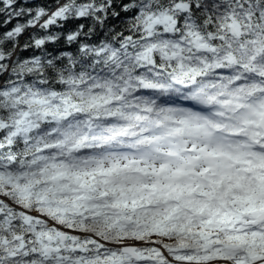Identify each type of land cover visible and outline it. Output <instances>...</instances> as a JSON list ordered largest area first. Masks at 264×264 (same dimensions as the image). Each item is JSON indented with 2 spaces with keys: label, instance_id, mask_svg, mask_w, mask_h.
<instances>
[{
  "label": "snow or ice",
  "instance_id": "6c2138e0",
  "mask_svg": "<svg viewBox=\"0 0 264 264\" xmlns=\"http://www.w3.org/2000/svg\"><path fill=\"white\" fill-rule=\"evenodd\" d=\"M0 264H264V0H0Z\"/></svg>",
  "mask_w": 264,
  "mask_h": 264
}]
</instances>
